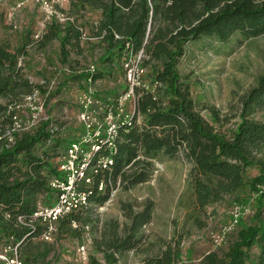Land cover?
<instances>
[{"label": "trees", "instance_id": "trees-1", "mask_svg": "<svg viewBox=\"0 0 264 264\" xmlns=\"http://www.w3.org/2000/svg\"><path fill=\"white\" fill-rule=\"evenodd\" d=\"M4 21L5 13L0 10V26ZM88 29L90 37L97 39L96 47L100 46L98 63L93 66L83 65L80 57L86 53L83 39ZM263 33L264 0H70L68 19L64 23L52 20L38 40L39 48L52 41L59 43L57 59L69 70L59 89L76 81L87 91L99 79L120 74L127 83L124 91L108 99L94 97L102 108L99 119H103L130 90L124 65L127 56L143 50L149 81L144 82L146 87L134 88L131 118L125 124L117 121L111 150L102 146L91 155L86 170L91 182L77 181L78 189L93 190L86 207L54 221L34 214L45 198L52 199V205L57 200L59 190L51 182L65 174L62 161L68 149L82 141L86 125L77 137L63 136L52 116L31 129H17L18 104L36 89L48 92L44 84L31 81L20 60L34 44L32 32L15 48L0 41V252L18 245L23 264H52L55 246L40 238L51 224L55 233L66 237H80L88 226L92 231L98 229L99 218L91 203L103 204L119 179L127 182V188L147 181L153 172L150 158L158 152L171 156L181 152L192 163L199 212L239 192L256 193L259 204L250 224L239 226L224 256L210 252L198 264H264V119L254 117L264 109V73L242 99L239 121L226 133L216 107L210 110L214 124L196 110L190 84L178 70L187 45L202 36L225 43L236 34L256 37ZM83 144L90 150L93 143ZM101 154L114 158L111 168L97 165ZM253 168L258 174L248 176ZM102 181L105 189L100 191ZM125 217L128 221L123 225L114 219L103 224L99 237L93 238V254L86 264H120L125 252L142 242L141 230L151 220V209H126ZM95 253H101L102 259ZM182 257L180 243H170L142 264H176Z\"/></svg>", "mask_w": 264, "mask_h": 264}, {"label": "rangeland", "instance_id": "rangeland-1", "mask_svg": "<svg viewBox=\"0 0 264 264\" xmlns=\"http://www.w3.org/2000/svg\"><path fill=\"white\" fill-rule=\"evenodd\" d=\"M44 1L49 2L54 10L51 18H48L50 11L45 8ZM69 3L70 0H0V10L5 13V21L0 26V41L15 48L27 32H32L34 44L29 55L20 60L31 81L44 84L43 88L48 92L45 94L36 89L31 102L24 100L19 104L16 108L19 124L31 129L40 120L52 116L61 125L63 136L77 137L83 133L85 124L80 118L83 107L90 113L86 121L95 123L98 110L95 95L112 98L117 92L124 91L127 83L117 74L114 78L99 79L87 96L88 92L82 91L76 81L59 89L64 74L69 72L57 59L59 43L52 41L47 47L39 48L38 40L52 20L66 21ZM97 16L92 17L96 20ZM36 33L40 37H34ZM96 40L90 37L88 29L83 39L87 45L86 53L80 56L85 66L98 63L100 46L96 47ZM141 63L143 65V60ZM144 70L143 82L148 83V68L144 67ZM178 70L190 84L196 110L214 124L210 110L216 107L225 122L221 129L229 133L239 121L242 99L264 73V33L256 37L236 34L225 43L214 36H202L187 45ZM133 102V98L127 101L126 111H132ZM36 114L37 119H34ZM254 117L263 120L264 109L258 110ZM33 122L36 123L33 125ZM215 125L219 128L217 123ZM150 159L153 172L147 181L127 188V182L119 179L103 204H90L99 218L98 229L92 231L88 226L80 237L60 236L54 232L52 240H48L55 246L50 258L52 264H86L93 254V238L99 237L106 221L114 219L123 225L128 221L126 209L140 211L147 207L151 209V220L141 230L142 242L135 249L126 251L120 264H142L144 259L161 253L170 243L178 242L183 257L176 264H198L207 253L224 256L228 252L239 226L250 224L254 218L259 206L257 194L239 192L235 198L226 196L199 212L192 185V163L184 154L178 152L171 156L158 152ZM258 172L253 168L248 176ZM44 200L41 202L44 208L52 207V199ZM81 246H85L87 261L79 251ZM95 255L102 259L101 253Z\"/></svg>", "mask_w": 264, "mask_h": 264}, {"label": "built area", "instance_id": "built-area-1", "mask_svg": "<svg viewBox=\"0 0 264 264\" xmlns=\"http://www.w3.org/2000/svg\"><path fill=\"white\" fill-rule=\"evenodd\" d=\"M45 8L50 11L48 18L54 14L52 6L49 5V2L44 1ZM68 19V17H67ZM36 38L40 37L39 33H36ZM143 50L138 54H131L127 56L125 61V73L126 79L129 85V92L121 95L116 103V109L113 110V107L109 109L108 114L103 118L99 119V111L102 109L97 103L98 110L96 111V120L95 123L91 121H86V118H90V113L83 107V112L80 115V118L85 121L87 132L84 135L81 142L74 143L69 149L66 157L62 161L61 170L65 173L62 177L56 178L51 182V187L58 189L59 194L57 200L54 202L52 207L44 208L40 207L38 212L34 214V217L38 216L43 217L44 220L57 219L64 215L69 214L72 211H79L86 207L88 204V199L93 193L92 189L83 191L78 189L77 181L85 179L87 182H91V178L87 175V168L92 159L93 153L100 152L103 148L102 146H107L110 150L114 146L115 138L117 137V132L119 128L118 120L121 124H125L130 118L131 115L128 111L125 110L126 103L128 100L136 96L135 87L136 86H145L143 82L144 67L141 63ZM93 89L90 87L86 92V96L92 93ZM35 94V92H34ZM29 95L25 98L26 102H31L33 96ZM19 106V104H18ZM17 106V108H18ZM85 106H87L85 104ZM100 107V108H99ZM41 110V109H40ZM16 121L14 123L15 127L19 129L22 125L19 124V118L15 117ZM34 119H37V114ZM38 121V120H36ZM36 122H33V125ZM105 128H107L105 130ZM25 129V128H24ZM104 129V130H103ZM84 142H92L90 150L84 149ZM114 158L111 155H102L98 158L97 165L102 168H111L114 165ZM100 191L104 190V182L98 184ZM22 222V217L19 218ZM76 225V223H75ZM55 226L51 224L49 229L44 232L40 238L45 240H52V235L55 230ZM79 251L83 254L85 261L88 260V254H86L85 246H81ZM0 261L4 264H23V260L19 254L18 245L17 246H7L3 251L0 252Z\"/></svg>", "mask_w": 264, "mask_h": 264}]
</instances>
